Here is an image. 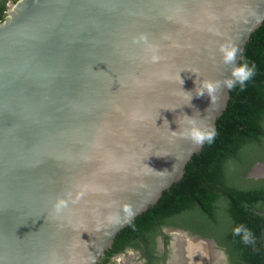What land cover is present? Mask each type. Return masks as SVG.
Returning a JSON list of instances; mask_svg holds the SVG:
<instances>
[{"label":"water","instance_id":"95a60500","mask_svg":"<svg viewBox=\"0 0 264 264\" xmlns=\"http://www.w3.org/2000/svg\"><path fill=\"white\" fill-rule=\"evenodd\" d=\"M263 21L264 0L10 3L0 21V264H97L202 149L185 130L215 129L223 81ZM204 81L221 84L211 102L196 96ZM260 164L252 174L264 176Z\"/></svg>","mask_w":264,"mask_h":264},{"label":"trees","instance_id":"16d2710c","mask_svg":"<svg viewBox=\"0 0 264 264\" xmlns=\"http://www.w3.org/2000/svg\"><path fill=\"white\" fill-rule=\"evenodd\" d=\"M4 3L0 4V21ZM245 62L255 65V75L243 91L239 85L229 90L227 105L216 120L214 140L204 142L187 162L182 178L119 231L114 242L129 231L169 222L181 212L194 211L208 219L217 204L229 219L231 237L239 241L238 247L246 253H259L254 243L264 226V216L259 213L264 211V185L244 186L238 180H243L255 162L264 160V21L250 34L238 65ZM246 233L250 234L248 243L244 242Z\"/></svg>","mask_w":264,"mask_h":264},{"label":"flooded vegetation","instance_id":"af4514ba","mask_svg":"<svg viewBox=\"0 0 264 264\" xmlns=\"http://www.w3.org/2000/svg\"><path fill=\"white\" fill-rule=\"evenodd\" d=\"M15 1L4 0L3 19L9 4ZM251 168L239 183L264 185V176L252 174ZM259 213L264 216V211ZM169 219L129 231L117 243L114 238L97 264H251L255 260L264 264V226L254 243L259 249L256 254L238 247L239 241L231 237L229 219L226 220L217 204L208 219L194 211L181 212Z\"/></svg>","mask_w":264,"mask_h":264},{"label":"clouds","instance_id":"9594fccd","mask_svg":"<svg viewBox=\"0 0 264 264\" xmlns=\"http://www.w3.org/2000/svg\"><path fill=\"white\" fill-rule=\"evenodd\" d=\"M236 49L233 47L229 50H223V61L227 64H232L234 61ZM255 75V65L248 63H242L238 66H235L232 69L231 75L229 78H226L223 81V87L228 89L234 88L236 85H239L240 90L243 91L247 82L250 81L253 76ZM182 81V80H181ZM183 84V81H182ZM221 87L220 82L217 81H204L201 84L200 90L197 92L196 96H202L205 93L209 96V102L212 101V97L214 96L216 90ZM192 97L190 98L191 101ZM188 116L187 114H184ZM176 132V131H172ZM185 133L188 138L193 140L196 143H203L207 141L211 143L216 135V131L213 127H199L196 125H190L186 130ZM241 231L240 228L235 229V232L239 234ZM250 238V234L246 233L244 236V242L248 243Z\"/></svg>","mask_w":264,"mask_h":264},{"label":"bare ground","instance_id":"6f19581e","mask_svg":"<svg viewBox=\"0 0 264 264\" xmlns=\"http://www.w3.org/2000/svg\"><path fill=\"white\" fill-rule=\"evenodd\" d=\"M256 171L257 173L264 172V164L258 165V167H256Z\"/></svg>","mask_w":264,"mask_h":264}]
</instances>
